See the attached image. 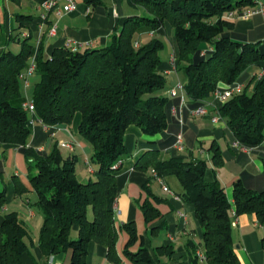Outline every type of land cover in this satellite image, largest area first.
<instances>
[{
    "label": "trees",
    "instance_id": "obj_1",
    "mask_svg": "<svg viewBox=\"0 0 264 264\" xmlns=\"http://www.w3.org/2000/svg\"><path fill=\"white\" fill-rule=\"evenodd\" d=\"M33 1L41 6L46 0ZM102 1L85 0L94 6ZM129 2L146 13L128 16L109 45L76 51L64 46L48 56L41 43L36 53L34 117L48 126H68L78 112L82 114L79 134L93 147L90 162L95 168L94 179L79 180L76 156L65 157L58 145L50 152L28 146L33 123L22 105L20 75L35 52L32 33L11 35V41L20 42V50L6 49L0 55V142L19 145L34 161L30 178L37 193L36 205L44 215L39 245L47 256L70 250L68 264H87L91 241L106 246L111 261L121 262L116 248L120 229L128 233L124 253L132 264H161L133 222L120 226L115 222L116 172L121 167L116 164H122L128 154L127 128L135 124L145 134L156 135L170 128L174 118L170 115L171 100L165 94L167 77L160 69L165 42L156 35L159 29L172 32L176 69L184 74L188 102L182 110L183 123L177 119L178 125L184 124V112L207 105L220 86L241 83L242 92L218 106L221 119L241 146H264V50L258 43L242 40L233 31V21L225 17L228 12L256 6L258 0ZM34 18L33 14L18 12L17 30ZM149 33L152 36L147 38ZM204 43L210 46L206 51ZM208 150L214 163L211 179L207 177L206 160L161 159L159 150L146 151L135 168L153 169L161 177L174 175L179 179L184 189L182 199L195 206L204 228L202 245L208 264H242L233 244V204L234 216L254 213L264 225V189L253 190L240 179L234 184L232 204L217 177V169L224 163L223 153L216 142ZM152 177L156 176L152 174L143 186L147 197L141 205L149 223L161 217L156 206L161 198L151 189ZM24 190L18 187L19 193ZM6 202V191L0 190V210ZM28 236V228L16 212L5 215L0 225L2 264H22ZM137 244L138 249L133 250ZM191 249L197 263L194 243Z\"/></svg>",
    "mask_w": 264,
    "mask_h": 264
},
{
    "label": "crops",
    "instance_id": "obj_2",
    "mask_svg": "<svg viewBox=\"0 0 264 264\" xmlns=\"http://www.w3.org/2000/svg\"><path fill=\"white\" fill-rule=\"evenodd\" d=\"M66 0L60 2L61 5ZM77 3V9L57 16L54 12L46 17L42 7L33 0H0V55L9 49L11 44L21 48L20 42L11 41L10 36L16 32L32 33L35 40V52L29 65L35 61L36 53L42 43L45 53L50 56L55 48L76 46L80 50L86 48H102L109 45L112 37L123 26L125 19L138 12L145 11L140 6H133L129 0H103L99 5H89L85 0H72ZM185 1V0H175ZM264 3V0H258ZM33 14L34 20L27 22L24 28L17 30L16 14ZM233 31L246 42L258 43L264 50V14L257 13L249 18H234ZM56 30L51 33L52 25ZM163 41L169 43L170 51L167 59H162L160 69L166 75L168 87L165 94L177 81H184V74L178 71L173 64L174 38L172 32L159 29L156 33ZM152 34H147V38ZM203 50L210 48L209 44H202ZM177 62V61H176ZM38 77L33 74L29 77L28 85L23 81L22 101L32 100L29 88L34 84L31 79ZM226 87H219L222 91ZM33 92V88H32ZM171 100L170 115L171 127L162 133L148 135L141 127L130 125L125 133V144L128 154L123 160L120 169L116 172L118 196L115 203V222L117 226L133 222L145 238L147 247L161 264H208L202 245L204 228L199 222L195 206L182 199L183 186L174 175L162 177L169 190L156 177L150 182L152 191L161 198L156 204L161 217L153 222H147L141 205L147 193L144 184L151 178L152 172L135 168L137 161L148 150H159L161 159L181 157L186 161L196 158L208 162L209 179L213 178L214 163L212 151L208 148L216 142L224 157V163L217 169V177L225 187L227 196L234 203V184L238 180L256 191L264 189V146L258 148H243L236 146L235 140L225 121L213 122L210 116L193 115L184 112V124L178 125L177 117L172 108L179 103V99L169 96ZM178 99V102L176 101ZM207 104L221 105L214 95ZM82 114L78 112L72 123L68 126L60 125L51 127L55 135L51 136L40 120H35L28 146L37 150L50 152L58 145L65 157L76 156V175L81 181H88L96 177L95 168L91 165L90 158L93 147L79 134V125ZM183 133V147L176 145L177 134ZM65 142L71 147L61 146ZM34 161L29 159L22 148L16 144L0 142V190H5L7 195L6 205L0 210V225L5 215L16 212L28 228L29 236L26 237L27 249L21 255L22 264H68L71 251L47 256L39 245L40 229L43 223V212L36 205L37 193L31 183V167ZM25 190L21 193L18 187ZM232 234L233 244L242 264H264V225L254 213L234 216L232 208ZM77 235V230L74 232ZM128 240V233L120 229L117 239V252L121 262L116 263L108 257V248L102 244L91 241L88 249L87 264H132L125 255L124 249ZM191 243L196 245V254L199 256L197 263L194 261ZM139 244L133 247L137 250ZM0 264L1 259H0Z\"/></svg>",
    "mask_w": 264,
    "mask_h": 264
},
{
    "label": "built area",
    "instance_id": "obj_3",
    "mask_svg": "<svg viewBox=\"0 0 264 264\" xmlns=\"http://www.w3.org/2000/svg\"><path fill=\"white\" fill-rule=\"evenodd\" d=\"M61 1L62 0H46L42 3L41 7L45 13H47L49 11H53L57 16H61L63 13L71 12V11H74L77 9V3H75L74 1L66 0L63 5L60 4ZM257 13H263L264 14V3L258 2V4L254 7H246V8H243L242 10H234V11L228 12L225 15V17L228 19L249 18L252 15L257 14ZM55 30H56V24H53L52 28H51V33H54ZM23 36H26V34H24ZM71 49L73 51H76V50H78V47L73 46V47H71ZM172 60H173V64L176 67V58H175L174 54L172 55ZM35 70H36V64L34 61L22 72V74L20 75V78L24 81L25 85H28V83H29L28 79L30 76L35 74ZM243 88H244L243 84L235 83L234 85H230V86L226 87L222 91L217 90L215 92V96L218 98L219 102H221V104H223L227 99H229L234 94L242 92ZM168 94L171 97H175V98L179 99V103L172 108V112L179 119V121L181 123H183L182 110L185 106H187V102H188V97H187V94L185 91L184 83L180 80L177 81L176 84L169 89ZM22 105H23V108L25 110H27L31 115L32 114L34 115L35 106H34L33 100L24 101ZM218 106L219 105L211 106V104H207V105L200 106L196 109L191 110V113L193 115H198V116H210L213 122H218V121L222 120ZM35 120H38V119H36L33 116L31 118L32 123H34ZM43 126L47 130L50 131L51 136L55 135V131L51 129V127H53V126H48L45 124H43ZM183 143H184V136H183V133L180 132L177 136L176 145L179 148H182ZM60 144L63 147H65V146L71 147L70 145L66 144L65 142H61ZM235 145L241 146L240 143L237 141L235 142ZM243 148H246V147H243ZM120 165H121L120 162H118L116 164V166H120ZM151 172L153 175L156 176L157 179H159L161 181L164 189L169 190L168 186L164 183L162 177L159 176L157 174V172L153 169ZM198 255L202 258H205L204 254H202V253H198Z\"/></svg>",
    "mask_w": 264,
    "mask_h": 264
},
{
    "label": "rangeland",
    "instance_id": "obj_4",
    "mask_svg": "<svg viewBox=\"0 0 264 264\" xmlns=\"http://www.w3.org/2000/svg\"><path fill=\"white\" fill-rule=\"evenodd\" d=\"M246 8V7H245ZM145 11H142L141 13L140 12H138V15H145ZM226 15V14H225ZM232 19H234V18H232ZM24 34H26V36H28L29 34H27V33H23V35ZM12 45H15V44H11V46H9V49H11L12 51H14V52H18L20 49H19V47H18V49L17 48H15V46H12ZM169 51H170V45H169V43H165V46H164V48L161 50V52H160V55H161V58L162 59H167V56H168V54H169ZM34 55V54H33ZM257 74L260 76V71L259 72H257ZM37 78L38 77H34V78H32L31 79V82L33 83L34 81H36L37 80ZM32 86L29 88V96H31V94H32ZM31 115V114H30ZM34 115L32 114L31 115V118L33 117ZM73 237H76V234L74 233L73 234Z\"/></svg>",
    "mask_w": 264,
    "mask_h": 264
}]
</instances>
